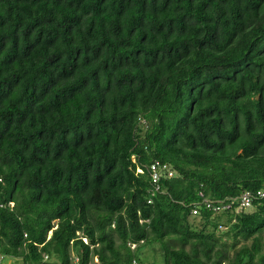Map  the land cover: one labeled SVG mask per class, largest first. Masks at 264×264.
Returning <instances> with one entry per match:
<instances>
[{"label": "trees", "instance_id": "trees-1", "mask_svg": "<svg viewBox=\"0 0 264 264\" xmlns=\"http://www.w3.org/2000/svg\"><path fill=\"white\" fill-rule=\"evenodd\" d=\"M259 192L264 0H0L8 260L264 264Z\"/></svg>", "mask_w": 264, "mask_h": 264}, {"label": "built area", "instance_id": "built-area-1", "mask_svg": "<svg viewBox=\"0 0 264 264\" xmlns=\"http://www.w3.org/2000/svg\"><path fill=\"white\" fill-rule=\"evenodd\" d=\"M150 173L152 176V180L154 183L158 185V182L160 179L163 177H172L174 172L170 170L169 166L167 164H163L160 161H154L150 165ZM159 188V187H158ZM260 196H264V192H259ZM252 202H253V195L250 192H246L241 198H240V207L243 209H249L252 207ZM222 208L230 209L231 208V203L224 205ZM196 212V211H195ZM84 241L88 243L87 239L84 238ZM135 245H132V248H134ZM45 259H47V256H45ZM135 264H137L136 261H134ZM0 264H29L23 261L19 262H12L8 260V258L0 254ZM72 264H99V259L97 257H94L91 260H84L81 256L79 255H73L72 257Z\"/></svg>", "mask_w": 264, "mask_h": 264}, {"label": "rangeland", "instance_id": "rangeland-1", "mask_svg": "<svg viewBox=\"0 0 264 264\" xmlns=\"http://www.w3.org/2000/svg\"><path fill=\"white\" fill-rule=\"evenodd\" d=\"M161 253V248L154 251L151 246H145L142 248L140 256L144 264H164V259Z\"/></svg>", "mask_w": 264, "mask_h": 264}]
</instances>
